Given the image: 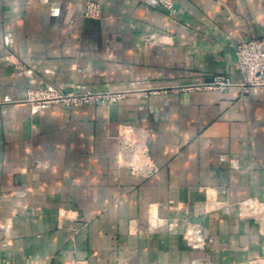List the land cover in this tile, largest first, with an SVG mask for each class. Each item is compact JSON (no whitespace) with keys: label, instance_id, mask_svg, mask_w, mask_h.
<instances>
[{"label":"crops","instance_id":"obj_1","mask_svg":"<svg viewBox=\"0 0 264 264\" xmlns=\"http://www.w3.org/2000/svg\"><path fill=\"white\" fill-rule=\"evenodd\" d=\"M173 2L0 0V264L264 259V222L239 214L264 204V88H198L242 82L235 49L264 43V0ZM45 86L132 94L22 102ZM120 135L144 143L154 174L122 162Z\"/></svg>","mask_w":264,"mask_h":264},{"label":"built area","instance_id":"obj_2","mask_svg":"<svg viewBox=\"0 0 264 264\" xmlns=\"http://www.w3.org/2000/svg\"><path fill=\"white\" fill-rule=\"evenodd\" d=\"M159 4L165 7L170 12H175L174 3L172 0H156ZM101 10L96 4L88 5L85 11V17L96 18L99 17ZM235 67L242 76V82L239 87L245 92L258 93L264 88V43L261 40H247L240 42L235 50ZM227 81V84L225 83ZM229 81L223 77H217L212 82L200 85L198 88L204 89H220L224 90ZM131 91L118 92H65L55 91L53 88H44L35 92H29L23 103L32 104L35 106H56L64 105L67 107H78L84 105H91L95 103H116L128 97ZM146 151L143 152L145 162L139 168L133 170L140 175L149 177L157 171L154 162L145 156ZM78 264H86V262H78ZM255 264H264V259L256 261Z\"/></svg>","mask_w":264,"mask_h":264},{"label":"rangeland","instance_id":"obj_3","mask_svg":"<svg viewBox=\"0 0 264 264\" xmlns=\"http://www.w3.org/2000/svg\"><path fill=\"white\" fill-rule=\"evenodd\" d=\"M172 2H173V0H172ZM90 4H96L97 6H99V8L101 10V5L100 4L94 3V2H89L85 6L84 17H85V11H86L88 5H90ZM85 18L90 19V20H97V19H100L101 18V13H100V16L99 17H96V18H88V17H85ZM151 41L154 42L155 40L152 39ZM223 78H225V77H223ZM226 80H228V79H226ZM225 83L227 84V81H225ZM228 83H229L228 86L223 91H226L229 87H232V86L239 87V84L241 82L238 83V84H233V83H231L229 81ZM48 87L53 88L55 91H61V90L56 89V88L51 87V86H45L44 88H48ZM44 88L43 87H40V88H29V89H27L26 95L29 92H35L37 90H43ZM242 91L245 92V90H243V89H242ZM100 93H104V92H100ZM247 93H255V92H247ZM25 104H28V103H25ZM95 104H98V105H109V104H112V103H109V102H105V103L99 102L98 103L97 102ZM95 104H91V105H95ZM30 105L32 107L40 108V109H44V108L51 107V106H44V105L43 106H40V107L35 106V105H32V104H30ZM132 131H134V130H129V132H132ZM137 138L138 137L132 136L130 139H126V138L124 139L123 136L122 137H121V135L119 136V140L123 144V145L121 144V147H122V153H121L122 162L125 163V164H127V165H129V166H131V167H134L136 169L139 168L140 166H142V164L145 162V157L143 156V152L144 151H146L145 156L146 157H149L151 159V155L149 153V150L144 145V143L138 142V139ZM151 160H153V159H151ZM239 214L241 215V217L254 218V219L258 220L262 224V222H264V204L263 203L262 204L261 203H257L255 201H246V202L241 203L239 205ZM64 215L65 214L60 213V216L59 217H62ZM80 261L81 262H86V264H89V261L88 260H85V259L84 260L83 259L82 260H80V259H73L71 261L66 262L65 264H78V262H80ZM258 261H260V260H258Z\"/></svg>","mask_w":264,"mask_h":264},{"label":"water","instance_id":"obj_4","mask_svg":"<svg viewBox=\"0 0 264 264\" xmlns=\"http://www.w3.org/2000/svg\"><path fill=\"white\" fill-rule=\"evenodd\" d=\"M90 22L91 23H97L95 20H90ZM246 264H248V263H246Z\"/></svg>","mask_w":264,"mask_h":264},{"label":"bare ground","instance_id":"obj_5","mask_svg":"<svg viewBox=\"0 0 264 264\" xmlns=\"http://www.w3.org/2000/svg\"><path fill=\"white\" fill-rule=\"evenodd\" d=\"M253 264H255V262H253Z\"/></svg>","mask_w":264,"mask_h":264}]
</instances>
